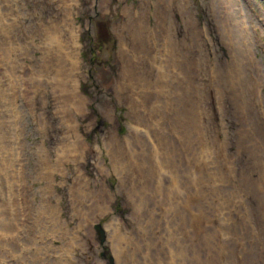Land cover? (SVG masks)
<instances>
[{"label": "rangeland", "instance_id": "374dc122", "mask_svg": "<svg viewBox=\"0 0 264 264\" xmlns=\"http://www.w3.org/2000/svg\"><path fill=\"white\" fill-rule=\"evenodd\" d=\"M3 102L0 264H264V0H0Z\"/></svg>", "mask_w": 264, "mask_h": 264}, {"label": "bare ground", "instance_id": "6f19581e", "mask_svg": "<svg viewBox=\"0 0 264 264\" xmlns=\"http://www.w3.org/2000/svg\"><path fill=\"white\" fill-rule=\"evenodd\" d=\"M143 19V17H139V18H135V25L131 27L132 30L129 28L127 34L129 36H131L132 40H133V45L130 46V49H133L135 52L140 53L141 56H138V61L141 63L138 66L137 62H134L133 60H131V56L129 55L127 49H125L123 46L126 45H130V43L125 42V38L121 37V58L123 62V69H124V75L126 76V79H129L130 81H132V77L135 76L136 73H138L139 75H141V73H146L147 72V64L150 65L149 67H151L154 71L157 72V69L155 70V65L157 64V62H159L160 58H158L157 55H160L159 53L162 51L163 48L161 49H155L152 45V40H153V36L154 38H158V35H156V32H151L149 26L146 24L145 19ZM129 20L131 21V23L133 22L132 19L129 18ZM171 49V47H169V44H167V50ZM159 73H161L160 71H158L157 75H159ZM139 78V79H143ZM147 84H150V81L146 80ZM133 83V82H132ZM130 82V84H132ZM152 96V95H151ZM150 95H147L146 98L144 99H148V97H151ZM81 142L78 141L77 146H80ZM6 225V224H5ZM10 229V227H9ZM8 230V229H7Z\"/></svg>", "mask_w": 264, "mask_h": 264}, {"label": "trees", "instance_id": "16d2710c", "mask_svg": "<svg viewBox=\"0 0 264 264\" xmlns=\"http://www.w3.org/2000/svg\"><path fill=\"white\" fill-rule=\"evenodd\" d=\"M97 43H100V44H101V42H100V41H98Z\"/></svg>", "mask_w": 264, "mask_h": 264}]
</instances>
